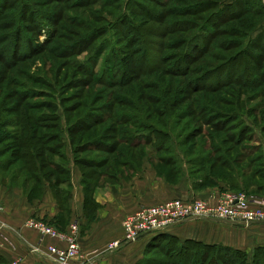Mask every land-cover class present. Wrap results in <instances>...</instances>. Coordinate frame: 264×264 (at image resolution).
I'll list each match as a JSON object with an SVG mask.
<instances>
[{
  "label": "trees",
  "instance_id": "1",
  "mask_svg": "<svg viewBox=\"0 0 264 264\" xmlns=\"http://www.w3.org/2000/svg\"><path fill=\"white\" fill-rule=\"evenodd\" d=\"M9 1L0 0V21ZM53 1L68 5L49 11L31 9L25 0L19 3V11L33 24L27 26L37 35L48 24L45 21L50 23L46 42L57 33L52 24H62L72 33L64 36L62 48L49 49L50 58L63 60L55 76L25 69L20 71L24 80L18 75L10 78V73L0 75L1 181L23 187L31 198L49 185L64 209L72 196V167L78 166L90 213L97 208L94 193L100 185L136 174L144 160L169 182L188 177L197 190L204 181L215 179L212 173L218 169L235 172L239 182L247 174L264 175V25L246 17L264 9V1L197 0L184 9H164L167 3L150 0L163 7L156 10L143 1L128 0L121 14L118 6L101 13L87 11L88 5L100 0ZM75 8L84 9L82 14L88 13L92 20L81 12L66 15ZM65 21L78 28H67ZM11 26V37L5 33L0 38V43L8 42L6 48L0 47V63L15 66L47 50L42 47L45 41H33L22 25L0 24ZM10 46L11 57L5 59ZM83 53L87 57L80 59ZM62 66L69 67L63 81L58 74L64 71ZM4 83L18 89L5 90ZM99 85L108 93L94 94ZM201 135V140L182 148ZM175 148L186 164H197L199 171L211 162V172L201 171L199 182L189 167L177 163ZM194 149L196 157L187 158ZM246 161L245 171L236 166ZM256 162L259 165L253 167ZM155 163L172 165L179 178L172 181L169 172ZM243 180L259 189L264 186L250 177ZM157 237L141 259L145 264H264V244L250 256L224 244L168 234ZM155 250L165 251L174 261L152 260L149 255Z\"/></svg>",
  "mask_w": 264,
  "mask_h": 264
},
{
  "label": "crops",
  "instance_id": "2",
  "mask_svg": "<svg viewBox=\"0 0 264 264\" xmlns=\"http://www.w3.org/2000/svg\"><path fill=\"white\" fill-rule=\"evenodd\" d=\"M82 173L72 167V196L63 209L49 185L34 198L24 188L0 180V222L5 225L0 245V264H54L43 253L49 245L65 247V240L42 236L26 225L31 217L42 218L50 224L70 231L77 222L81 229L79 243L83 252H94L91 261L76 264H139L151 242L159 235L168 234L180 240L194 239L212 244H224L252 254L255 247L264 244V221L249 225L228 221L190 220L173 225L163 233L142 235L137 241L109 250L108 243L123 235V218L143 205H152L172 198H212L213 188L194 189L192 180L183 177L169 182L150 164H144L136 174L119 176L115 182L100 185L94 199L96 209L86 212ZM92 217V218H90ZM39 248L36 252L33 249Z\"/></svg>",
  "mask_w": 264,
  "mask_h": 264
},
{
  "label": "rangeland",
  "instance_id": "3",
  "mask_svg": "<svg viewBox=\"0 0 264 264\" xmlns=\"http://www.w3.org/2000/svg\"><path fill=\"white\" fill-rule=\"evenodd\" d=\"M23 1V0H10L8 5L10 7H8V9L6 8V10L3 11L2 13V17H1V21H0V24L1 23H9V24H19V25H22L23 27V32H27V36L33 38L32 40H36L38 41L39 43H44V41L46 40L47 36H48V33L50 31V28H51V25L48 21H45L47 22L48 24H45L44 25V29L42 30V33H40V35H37V30H32L33 28L31 27L33 24L32 23H29V20L26 18V14L25 13H21L18 9L19 7V3ZM27 1L28 3H31V9L35 6L36 8L38 9H45V10H49V11H53V9L59 7V8H62L63 5L67 6L68 4L66 3H56L54 2L53 0H25ZM74 1V0H73ZM75 1H78V0H75ZM92 0H86L84 1V3H90ZM128 0H118L117 2L115 0H100L97 4H90L87 6V11L89 10H92V11H95V12H100L103 10V9H107V10H112V9H115V7H119L118 9H116L117 11H119V14L123 13L124 9H125V4ZM140 1H143L145 2L146 4H148L150 7H153L154 9L156 10H162L163 7H159L158 5L154 4L152 1L150 0H140ZM164 3H167L166 8L168 7H174V8H181V9H184L186 6H189L190 4L192 3H195L197 0H162ZM264 1V0H262ZM72 1H70L69 3H71ZM103 5H112V6H103ZM84 10V9H83ZM82 9L80 8H75L73 9L72 11H66V15H75L76 12L82 14L83 12ZM26 9L23 11L25 12ZM85 11V10H84ZM260 12H264V9L260 10L259 12H257V10L253 11V12H250L246 17H248L250 20H252L253 23H260L263 21V25H264V14L262 15H259ZM99 13V14H100ZM3 16H6L3 18ZM77 16V15H76ZM106 16H110L109 14H106ZM23 17V18H22ZM82 17L84 19H86L87 21H91L92 19L89 18V15L88 13H83L82 14ZM174 16H172L173 18ZM176 17V16H175ZM186 18H188V16H185ZM109 18H112L114 19L115 17H109ZM143 17H140L139 19H142ZM103 23V22H102ZM100 23V25L102 24ZM153 25V27H156V24H154V22H151ZM52 24V23H51ZM64 24L67 25V28H71V29H77L78 27L75 26V25H71L69 24L67 21L64 22ZM25 25L26 27L28 28H25ZM27 25H31V26H27ZM35 28V26H33ZM52 29L56 30V35L54 34L55 37H52V39L48 42L45 41V43L43 44L42 47L44 48H47V50L45 51H40L39 53L36 52L33 56H31L30 58L24 60V61H17L16 65L15 66H7L6 64H4L3 62L0 63V75L3 76L2 73H10L9 74V77L11 78V76H14L15 78H17L18 76H20V71H22L23 69L25 70H29L31 72H37V73H48L50 72L48 75L49 76H55L56 72V68H58L59 64L61 63V61H63L62 59H59L58 57H54V56H49V49L53 48V47H59V48H62L60 45H62L64 42H65V37L68 36V33L70 31H68L64 26H62V24H58V26H54V24H52ZM264 27V26H263ZM13 29V26L9 27V28H3V27H0V38L4 35L5 33H7V35L9 37H11V34H12V30ZM72 33V32H70ZM257 33H254L253 35H256ZM65 36V37H64ZM153 38L155 39H158L157 37L155 36H152ZM123 40V39H122ZM8 44V42H4V43H0V47H7L6 45ZM32 47V45H31ZM42 47H39L40 49ZM156 47V46H155ZM20 50H22L20 47H19ZM38 49V50H40ZM5 54H4V57L6 56L5 59H9L11 57V46L8 48V49H5ZM86 53H83L81 56H80V59H84L86 58ZM12 59V58H11ZM10 59V60H11ZM53 61V62H52ZM53 64V65H52ZM100 67H102V60L99 62L98 64V67L97 69H99ZM61 68H64L63 66ZM69 70V67H66L64 68V71H59L58 74L60 75V79L61 81H63V75L65 73V71ZM18 75V76H17ZM22 75V74H21ZM21 78H17V79H22L24 80V76H20ZM51 79L54 80V77H52ZM7 83V82H6ZM6 83L2 84V86L4 87L5 90H9V89H18L17 86H11V87H6ZM99 88V91H96V90H93L92 92L94 94H98V93H108L107 91H109L107 89L106 86H103V85H99L97 86ZM115 89L116 92H121V91H124V89H121V88H113ZM252 91V90H250ZM14 100H9L8 103L11 104L13 103ZM256 103L255 102H251V103H248L249 107L251 105H254ZM248 105L246 106L245 109H248ZM255 118H257L256 116H253ZM194 125V124H193ZM199 127L201 128H205V131L208 128V126L202 124V125H198ZM100 131H102V128L99 129ZM99 131V132H100ZM98 132V133H99ZM203 137V135L201 136H198L196 138H194L193 140H191L185 147H182L184 150H186L190 144L192 142H196V141H199L201 140V138ZM230 144H226V146H228ZM177 149V153H178V157L179 159L177 160V163L180 165V163L183 164V166L187 169L188 167L190 168V170L193 172L192 177L197 179L199 182H200V178L202 177V174H200V172H211V169L208 168V166L210 165V163L208 162L207 165L204 166H201L200 168V171L197 169L198 168V165L197 164H186L183 160L185 159L183 157V154L179 151L180 149L178 148H175ZM239 151V150H238ZM198 153V150L194 149V151L192 152V154L186 156L187 158H192V157H196V154ZM166 154V153H165ZM84 155V154H83ZM234 155V152H231L230 154V157ZM144 164H147V161L144 160L143 161ZM156 165H161L162 166V169L165 171V172H169L170 174V179L172 181H176L179 176H177V174L175 173L174 171V167L171 165V166H165L163 165L162 163L158 164V163H155ZM255 165H259L258 162H256V164H254L253 167H256ZM238 168H242L244 171L247 167H249V161L245 162L244 164H238L236 165ZM252 167V166H251ZM237 170V169H236ZM199 171V172H198ZM167 174V173H166ZM212 175L215 177V179H210V181H204V185L203 187L200 188V190H205V189H208V188H213V190L217 191L216 195L214 196H220L222 193L224 192H245L249 195H256V196H261V197H264V186L259 189L257 187H254L250 181H247L245 182L243 179H247L248 180V177L251 178L252 181L254 182H257L259 185H264V175L263 174H260V176H255L254 174H247V177L246 178H243L241 182H239V179L238 176L235 174V172H231L229 170H222V169H218V171H216L215 173H212ZM263 175V177H262ZM219 186V187H218ZM205 187H208V188H205ZM246 189V190H245ZM245 190V191H244ZM247 191V192H246ZM92 218V217H90ZM42 219V218H41ZM44 220V219H43ZM46 221V220H45ZM49 223V222H48ZM71 227L73 225L70 224ZM70 227V229H71ZM61 231H63L60 227H58ZM83 228V226H79V230H80V233H81V229ZM82 249V248H81ZM156 251V250H155ZM151 252L150 253V257H152V260H156V261H170V263H172L174 261V257L171 256V255H167L165 253V251H156V252ZM83 258L84 259H89L88 261L86 262H89L93 259L94 257V252H83ZM90 254V255H89ZM250 254V253H249ZM88 255V256H87ZM250 256H252L250 254ZM145 264L142 260L139 262V264ZM151 264H156L155 262H152Z\"/></svg>",
  "mask_w": 264,
  "mask_h": 264
},
{
  "label": "built area",
  "instance_id": "4",
  "mask_svg": "<svg viewBox=\"0 0 264 264\" xmlns=\"http://www.w3.org/2000/svg\"><path fill=\"white\" fill-rule=\"evenodd\" d=\"M190 220H224L245 225L261 222L264 221V197L227 191L212 198H172L157 204L143 205L123 218V235L120 239L110 241L108 249L129 245L142 235L163 233L173 225ZM26 225L42 236L56 237L67 242L65 247L52 244L43 251L54 264H76L78 261L89 260L83 258L77 222L73 223L68 232L37 217L29 218ZM4 229L5 225L0 222V245L3 243ZM33 250L41 251L39 248Z\"/></svg>",
  "mask_w": 264,
  "mask_h": 264
}]
</instances>
